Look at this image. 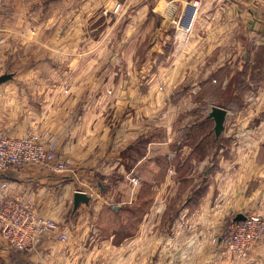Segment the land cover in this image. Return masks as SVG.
Segmentation results:
<instances>
[{
  "label": "crops",
  "instance_id": "crops-1",
  "mask_svg": "<svg viewBox=\"0 0 264 264\" xmlns=\"http://www.w3.org/2000/svg\"><path fill=\"white\" fill-rule=\"evenodd\" d=\"M233 1L238 5H246L242 9L238 6L239 11L235 15H229V18L240 20L242 24L250 23L252 28L249 32L257 35L255 47L264 48V43L260 44V38L264 39V11L260 0ZM80 2L83 3L84 0ZM208 18L218 20L219 26L213 27L208 22V28L196 30L198 33H193V38L187 45L191 53L187 58L193 62L192 67L196 68L200 65L201 58L195 53L203 52L206 57L207 53L216 49L220 53L218 71L233 63L229 60L227 63L225 52L229 51V44L234 43L232 35L235 30L233 27L229 28L228 15H208ZM234 44L237 45V41ZM243 46L244 43L241 42L238 45L241 49ZM125 63L129 67L133 64L132 61ZM251 64V67L257 68V72L264 70V62L261 63L262 66L253 62ZM58 67L61 68V65ZM28 68L32 69V66ZM18 74L0 85V135L21 137L27 131L49 133L58 141L59 157L68 160L73 171L82 174V180L94 174L107 175L110 179L126 175L129 169L134 168L145 183H141L140 188L129 198L128 193L126 194V205L115 202L96 207L90 202L81 203L73 213L72 203L69 219L62 216L61 212L66 207L56 205L53 195L58 193L67 203L68 195L72 201L74 191L80 189L78 186L71 187L69 194L68 183H65L67 181L60 177L58 179L53 176L55 174L38 165L8 168L0 173V189L8 196L30 205L43 216L52 219H58L59 216L58 223L67 240L59 241L55 234H50L35 249L19 254L18 250L11 252L0 235V264H17L20 260L27 264H264V239L250 250L249 257L244 262L224 258L221 246L211 242L213 235L219 234L230 217L242 214L249 207L264 216V78L260 81L259 78L256 80L239 74L238 81L233 83L229 81L232 74L224 78L220 72L211 81L202 77L204 89H216L219 94L222 93L217 98L229 99L231 104L211 102L210 107L217 105L227 110L223 130L218 138L213 133L214 141L213 145H209L210 152H205L199 161L194 152L190 151L195 150L196 140L187 142L190 155L183 163L187 161V167H191L187 170L188 176L181 177V161L176 156L177 153L171 151L170 139L173 137L157 144L156 138L142 135L140 130L137 135H133L131 128L135 125H132L130 119V122L126 121L119 129L116 128L117 134L111 139L101 142L99 110L84 105L77 111L68 109L67 96L70 92H63L64 84L67 83L63 79L65 76L60 74L53 78ZM115 77L116 75L109 74L107 84L111 85ZM196 77V74L188 76L194 83L189 88L190 94H196L199 89L195 85ZM127 78L129 85L132 84L130 74ZM80 80L76 79L75 85ZM77 89L76 86L72 90V97L79 96L75 93ZM113 91L114 94H119L118 91ZM132 96V92H129V99ZM142 96L145 97L146 92ZM89 97L94 100L93 94L89 93ZM239 100L243 106L238 110L236 106ZM247 103H250L248 107ZM228 104L230 105L227 106ZM209 110L206 118L211 123L213 132V120L207 117ZM193 132L196 133L195 128ZM229 134H234L232 139H229ZM200 140L197 147L204 146L207 149L208 141ZM105 154L110 160L106 159V167L100 170L97 166L103 162L96 163ZM117 164L122 166L117 168ZM195 164L204 166L197 173L203 180L202 185H195L196 175H190L196 170ZM59 176L69 177L67 174ZM162 179L188 180L186 191L179 193L178 186L176 187V197L180 196L183 201L175 204L173 214L168 219L164 218L168 194L162 195V188L153 187L159 185ZM99 191L101 196H105L103 187H99ZM116 192L112 191L113 194ZM135 199L139 200L138 204L132 203ZM57 208H60V215ZM89 212L95 213V219L88 218ZM134 213H139V218L129 219ZM104 216L108 218L103 219Z\"/></svg>",
  "mask_w": 264,
  "mask_h": 264
},
{
  "label": "rangeland",
  "instance_id": "rangeland-1",
  "mask_svg": "<svg viewBox=\"0 0 264 264\" xmlns=\"http://www.w3.org/2000/svg\"><path fill=\"white\" fill-rule=\"evenodd\" d=\"M245 5H238L233 0H84L83 3L80 0H0V74L11 72L17 75V70H20L19 74L25 76H65L63 79L67 83L64 84L63 92L71 94L67 96L68 109L77 111L84 105L99 110L101 142L111 139L117 134L116 128L131 119L132 125H135L131 128L133 135H137L140 130L142 135L156 138L157 144L173 137L170 139L171 151H175L181 161L180 176L187 177V170L191 166L187 167V161H183L190 151L199 161L205 152H210V146L213 145L211 123L206 118L211 102L231 104L229 99L217 98L222 93L219 94L216 89H204L202 77L211 81L220 72L224 78L232 74L229 81L233 83L238 81L239 74L256 80L259 78L260 81L264 78V70L260 69L262 74L257 72L256 67H251L252 62L255 65L264 62V48L255 47L257 35L249 32L251 24H242L240 20L229 18V15L239 11L238 6L242 9ZM261 6L264 11V6ZM208 15H228L229 28L235 30L232 39L234 43L237 41V45L229 44V51L225 54L227 63L228 60L233 61L231 65L234 67L227 64V67L217 71L220 53L216 49L207 53L206 57L203 52L195 53L201 58L196 68L188 60L187 55L191 53L187 45L193 33L208 28V22L213 27L219 26V21L211 20ZM195 38L198 36L195 35ZM260 39V44L264 43V39ZM240 42L244 43L243 49L238 47ZM95 61L98 63L95 64ZM127 61L133 62L131 67L125 63ZM245 63L248 65L245 66ZM30 65L32 69L28 68ZM127 73L133 78L130 85ZM109 74L116 75L111 85L107 84ZM194 74L197 76L195 85L199 89L196 94H190L189 88L194 83L188 76ZM76 79H81L77 85ZM76 86L77 98L72 97V90ZM113 90L119 94H114ZM129 92L133 94L132 99L128 97ZM144 92L145 97L142 96ZM89 93L94 95V100H90L93 97H89ZM248 93L250 96L251 92ZM237 102L239 110L243 105L241 100ZM249 105L247 103L246 107ZM44 134L54 138L49 133ZM234 134H229V139ZM192 139L196 140L197 146L200 145L199 139L201 142L206 139L208 148L196 146L195 150L189 151L187 142ZM63 159L68 162L69 177L60 174L53 176L67 181L69 194L75 185L85 189L90 195L89 202L96 207L115 202L126 205L128 198L135 194L141 183H145L134 168L129 169L126 175L109 179L107 175L94 174L86 176L83 181L82 174L74 172L72 164ZM106 159V154L100 157L96 165L103 163L97 166L98 169L106 167ZM195 165L196 170L190 175H196L195 185H202L203 180L197 173L204 166ZM121 166L117 164V168ZM71 174L76 175L73 177ZM131 177L136 178V184H132ZM155 186L162 188V195L168 194L167 211L164 213V218L168 219L173 214L175 204L183 201L180 196L176 197V187L179 193L186 191L188 180L162 179ZM99 187L105 189V196H101ZM113 190L117 192L113 194ZM53 197L56 205L66 207L61 212L62 216L70 219L72 201L69 195L67 203L58 193ZM132 203L138 204L139 200L135 199ZM60 208L56 210L58 215ZM251 211L249 207L245 212ZM35 212L40 214L37 210ZM94 214L87 213L88 218L95 219ZM138 218L139 213H134L129 219ZM58 219L52 220L61 228ZM11 250L15 252V249ZM23 252L19 250V254ZM17 264L27 263L20 260Z\"/></svg>",
  "mask_w": 264,
  "mask_h": 264
},
{
  "label": "built area",
  "instance_id": "built-area-1",
  "mask_svg": "<svg viewBox=\"0 0 264 264\" xmlns=\"http://www.w3.org/2000/svg\"><path fill=\"white\" fill-rule=\"evenodd\" d=\"M260 3L264 6V0ZM28 164L44 167L51 174L70 172L68 162L58 155L55 138L34 132L21 137L0 135V173L12 166ZM130 180L136 184V178ZM242 215L241 220L231 217L212 239L221 246L224 257L236 262L246 261L250 250L264 239V216L254 211ZM53 233L59 241L67 240L66 234L51 218L0 189V235L10 248L31 251Z\"/></svg>",
  "mask_w": 264,
  "mask_h": 264
},
{
  "label": "water",
  "instance_id": "water-1",
  "mask_svg": "<svg viewBox=\"0 0 264 264\" xmlns=\"http://www.w3.org/2000/svg\"><path fill=\"white\" fill-rule=\"evenodd\" d=\"M13 77V73L11 72H5L0 74V85L2 83H5L6 81L10 80ZM227 115V110L223 107L212 105L210 107L209 113L207 117L211 118L213 120V133L216 138H218L223 130L224 121ZM90 200V196L81 190H76L73 193V211L78 208V206L81 203L87 204ZM244 216L241 213H238L235 215V219L241 220Z\"/></svg>",
  "mask_w": 264,
  "mask_h": 264
}]
</instances>
